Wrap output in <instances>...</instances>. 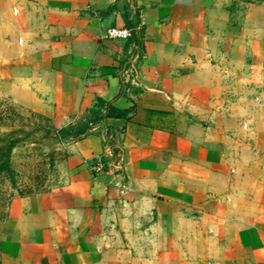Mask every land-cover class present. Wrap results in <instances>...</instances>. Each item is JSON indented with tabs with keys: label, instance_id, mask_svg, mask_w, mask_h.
<instances>
[{
	"label": "crops",
	"instance_id": "crops-1",
	"mask_svg": "<svg viewBox=\"0 0 264 264\" xmlns=\"http://www.w3.org/2000/svg\"><path fill=\"white\" fill-rule=\"evenodd\" d=\"M0 93L78 129L1 264H264V0H0Z\"/></svg>",
	"mask_w": 264,
	"mask_h": 264
},
{
	"label": "rangeland",
	"instance_id": "rangeland-1",
	"mask_svg": "<svg viewBox=\"0 0 264 264\" xmlns=\"http://www.w3.org/2000/svg\"><path fill=\"white\" fill-rule=\"evenodd\" d=\"M73 129L56 128L0 93V148L9 150L8 169L0 173V246L12 201L63 183L68 146L78 130Z\"/></svg>",
	"mask_w": 264,
	"mask_h": 264
},
{
	"label": "built area",
	"instance_id": "built-area-1",
	"mask_svg": "<svg viewBox=\"0 0 264 264\" xmlns=\"http://www.w3.org/2000/svg\"><path fill=\"white\" fill-rule=\"evenodd\" d=\"M106 37L109 39H117V40H128L132 33L131 30L126 28H119V27H112L106 30ZM133 54V53H131ZM134 55V54H133ZM123 79L126 83L130 85H136V77L134 76V73L129 68H126L123 72ZM113 169L116 171L120 168L119 161L113 163ZM92 169L94 173L100 174L105 172L107 170V165L102 162V160L99 158L96 160V162L93 164Z\"/></svg>",
	"mask_w": 264,
	"mask_h": 264
},
{
	"label": "trees",
	"instance_id": "trees-1",
	"mask_svg": "<svg viewBox=\"0 0 264 264\" xmlns=\"http://www.w3.org/2000/svg\"><path fill=\"white\" fill-rule=\"evenodd\" d=\"M2 152H5V153L3 154ZM8 154H9L8 149L6 151H3V148H0V173L8 169Z\"/></svg>",
	"mask_w": 264,
	"mask_h": 264
}]
</instances>
